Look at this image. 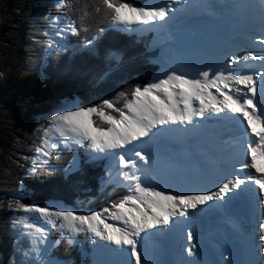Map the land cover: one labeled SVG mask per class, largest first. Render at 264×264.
<instances>
[{"label": "snow or ice", "instance_id": "snow-or-ice-1", "mask_svg": "<svg viewBox=\"0 0 264 264\" xmlns=\"http://www.w3.org/2000/svg\"><path fill=\"white\" fill-rule=\"evenodd\" d=\"M173 2L179 3L180 0H173ZM173 2L166 0L162 5L136 7L127 3L126 0H99L111 22L124 25L127 30H133V26L138 25L164 27L169 13L173 11ZM243 7L258 8L260 38L257 41L256 37L252 36L251 39L253 43L258 42L264 46V0H259L258 5ZM96 11L100 12L101 8L97 7ZM68 28L73 33L76 32L75 25H69ZM62 31L64 29L57 32V36H60ZM248 61H258L260 68L264 69V55L233 52L227 55L226 69H229L227 75H225V69L212 72L209 67L208 70H201L199 73L203 80L187 79L184 75L173 74L143 89L137 87L132 94L133 99L125 105L127 113L114 108L112 102L105 100L99 106L79 107L76 110H65L52 115L49 120L50 128L44 130L45 138L41 147L37 149L38 152L49 159L56 152V145L49 139V131L58 133L65 146L68 141H71L81 147L90 148L93 152L111 151L114 157L118 158L117 176L122 178V180L118 179V182H127L125 186L132 194L113 203L112 210L104 208L102 212L90 214H77L71 210L52 212L47 208L28 207L22 204L18 207L26 213H38L49 222H52L51 217H56L61 221L59 224L61 230L66 229L73 234L83 231L116 248L126 247L130 250V255L135 258V264H147L139 250L142 233L150 232L157 227H166L172 217H185L189 209L195 210L198 205L214 200H224L230 192L240 189L248 182L259 185L264 192V174H256L261 172V169L256 166V157L264 158V71H242L234 67L242 65L243 68L251 69L253 66L249 65ZM210 72L214 78L210 79ZM240 86L246 89L243 95H241ZM211 88H215L223 99L218 100L213 96L208 91ZM258 94L261 100L254 103ZM197 102L199 107L195 106ZM107 109L118 111L119 118L109 114ZM206 112L217 115L226 112L233 115L239 114L247 121L244 135L256 139H249L246 146V158L239 171L255 169V172H251L247 177L234 174L232 179H226L217 190L207 194H172L144 184L142 176L146 169L140 167L136 159H129L123 153H115L117 149H128L146 165L149 163V157L137 150V142L150 138V135H158L159 133L154 130H163L166 125L192 124L194 116L204 117ZM93 115L99 116L109 127L106 129L95 127ZM258 126L259 131H257ZM247 129L251 130L250 133ZM129 146L132 147L129 148ZM44 164H47V160ZM233 171L237 170L234 168ZM109 175L111 176L112 173L110 172ZM105 213L108 219L120 221L124 227L106 223ZM19 223L25 228L34 227L25 219H21ZM52 223L53 227H57L54 222ZM260 227L264 229V223ZM36 232L39 233L40 238L34 239L32 251L37 259H41L42 254L43 257L48 255L47 248L39 247L46 242V234L38 228ZM187 238L189 241L193 240V233L189 232ZM260 239L264 240V236ZM71 240L72 238L69 237V242ZM189 254L191 255V249ZM42 264H55V262L42 260Z\"/></svg>", "mask_w": 264, "mask_h": 264}, {"label": "trees", "instance_id": "trees-1", "mask_svg": "<svg viewBox=\"0 0 264 264\" xmlns=\"http://www.w3.org/2000/svg\"><path fill=\"white\" fill-rule=\"evenodd\" d=\"M147 1L126 0L136 7ZM47 9L58 23L75 25L76 32L66 36L61 52L51 45L40 71L0 73V103L20 104L29 111H60L74 103L87 108L108 100L114 108L126 112L125 105L133 99L135 89L145 88L158 72V51L149 47L153 34L138 36L113 29L99 0H62L57 7ZM1 29L5 34L11 30L6 24ZM84 39L93 45L82 46ZM74 45L79 50L72 48ZM107 112L119 118L118 111ZM10 116L8 113L0 119V264H34L30 255L31 235L19 223L29 213L18 205L46 208L58 203L65 208H77L80 202L91 200L90 208L99 210L123 199L127 190L123 186L100 185L105 176V159L91 160L79 154L78 171L65 177L64 170L74 158L71 151L53 156L48 164L33 171L22 170L21 136L27 123ZM94 124L109 127L99 120ZM50 239L58 241L50 251L53 259L89 264L88 259L82 260L78 247L69 246L56 232H52ZM25 253L30 257L29 263L24 261V256H28Z\"/></svg>", "mask_w": 264, "mask_h": 264}, {"label": "bare ground", "instance_id": "bare-ground-1", "mask_svg": "<svg viewBox=\"0 0 264 264\" xmlns=\"http://www.w3.org/2000/svg\"><path fill=\"white\" fill-rule=\"evenodd\" d=\"M190 1L180 0L179 3H175L173 0H168V2H173V11L169 13V18L166 21L173 24L182 21L194 23L195 30L200 36V42L196 43L193 49L190 52H185L184 55L195 67L186 70L184 67L189 64L188 62H178L173 64L174 66L165 67L162 77L155 79V83L161 79H167L173 74L184 75L187 79L203 80L199 73L201 70H208L209 67L212 72L217 69H225V75H227L229 69H226V64L222 60H227L228 54L241 52L242 47L240 46L242 40L247 37V32H250L251 36L259 34L258 8L243 7L250 4L258 5L259 0H252V2H250L251 0H199L202 2L198 9H193ZM207 1H210V6H207ZM165 2L166 0H153L150 5H162ZM213 8L218 11L216 14H214ZM250 24L253 27H250ZM253 53L264 55L262 50ZM248 64L253 67L251 69L243 68L242 65L234 67L242 71H264L260 68L258 61H248ZM212 72H210V79L214 78ZM240 87L241 95H243L246 89H243V86ZM208 91L218 100L223 99L215 88ZM233 94L235 95V93ZM195 106L199 107L198 102ZM220 115L221 113L217 115L206 112L204 117L194 116L192 124L166 125L163 130H154L159 133L158 135H150V138L137 142V150L149 157V163L142 164L144 168L152 166L151 161H153L171 169H175L179 165L181 170L185 166L190 170L199 168L202 171V176L199 178L193 176L191 171L188 174L180 172L181 174L169 181L167 186L156 190H164L172 194L203 195L217 190L220 184L226 179H232L234 174L247 177L251 172H255V169L239 171L246 158L243 144L246 148L249 139H256L244 135L247 121L239 114L233 115L226 112L222 113V117ZM215 121L216 124L210 126ZM247 131L250 133L251 130L247 129ZM257 131H259V126ZM221 133H224L225 136L218 139L217 136ZM224 139H226L225 142H223ZM218 143L221 144V147L216 149L215 145ZM131 147L129 146V148ZM225 148L227 149L223 151ZM115 153H123L127 158L135 157L134 153L128 149H117ZM167 153L169 155L164 156ZM104 155L109 159L106 171L108 174L111 172L112 175L109 177L113 178L118 172V158H115L111 151L104 152ZM219 165L222 169L217 168ZM256 166L261 169V172L256 174H264V159L260 156L256 157ZM215 167L217 168L216 172L211 173L210 170ZM234 168L237 170L236 172L233 171ZM246 184V186L249 185L248 188L241 186L240 189L233 190L234 193L230 192L224 197V200L220 201L223 211L218 215L206 216L209 215L206 212L208 210L206 206L212 202L209 201L204 205H198L195 210L189 209L188 215L185 217H172L166 227H157L150 232L142 233L139 246L142 259H146L147 264H193L198 260L194 256L198 257L199 253L202 256V251L206 248H211L217 255L221 251L228 254L233 248H237L242 254V264H260L256 263V255L259 252L264 254V240L260 239L261 236H264V229L258 236V242L254 237L248 235L252 234L251 227L256 224L255 220H259L260 224L264 223V203H262L264 192L260 189L258 200L256 191L260 188L259 185L251 182ZM241 194H244L243 198H240ZM218 202L211 209L216 210V207H219ZM257 204L261 211L255 212ZM235 214L238 215L236 220L234 219ZM205 217L208 219L203 227L200 221L205 220ZM116 222L117 227H124L122 222ZM174 230L175 233H173ZM189 232H192L194 236L191 241L187 238ZM212 234L217 236V239L214 238V243L209 238ZM193 245L195 247H192ZM110 246L109 255L107 253L99 255L96 263L135 264V258L130 255L128 248L120 249L114 245ZM93 247L94 253H99L97 245L94 244ZM156 249L160 251V255L157 254ZM189 249H191V255ZM115 250L117 251L115 252Z\"/></svg>", "mask_w": 264, "mask_h": 264}, {"label": "rangeland", "instance_id": "rangeland-1", "mask_svg": "<svg viewBox=\"0 0 264 264\" xmlns=\"http://www.w3.org/2000/svg\"><path fill=\"white\" fill-rule=\"evenodd\" d=\"M62 0H0V32L2 33L1 26L3 27L4 24L8 25L11 30L8 34H3V38H0V73H18L20 71L26 70H34V71H40L42 61L44 60V57L47 55V53L50 52L51 47H49V42H51V45L56 47V51L61 52L66 44V36L72 31L68 28L69 24H60L57 22V20L53 17H51L48 14V9L50 6L57 7ZM153 0H148L145 4H143L141 7L149 6ZM191 6L193 9H198V6L202 1L199 0H191ZM252 2V0L250 1ZM257 4V2H255ZM210 1H207V6H210ZM252 5V4H250ZM241 10V9H240ZM214 14H216V9L213 8ZM221 13V12H219ZM221 15V14H219ZM252 23V22H251ZM253 24V23H252ZM250 27H253L250 24ZM61 29H64L60 33V36H57V32H60ZM113 29L125 32L127 34H135L138 36L150 34L152 36L149 40V47L151 50H157L158 56H157V64L159 66L158 72L155 76H153L147 83L146 87L149 85L155 83V79L162 77V71L165 67L168 66H174L178 62H188L189 64L186 65L184 68L186 70H191L192 67H195L184 55L185 52H190L191 49H193L194 45L196 43L198 44L200 36L198 35L197 31L195 30L194 23L192 22H179L177 24L165 22L164 27H152V26H146V25H138L133 26V30H127L124 25H118L113 24ZM247 37L242 40V44L240 47L241 52H259L260 50L264 51L263 46H261L258 42L253 43L251 37L255 36L257 41L260 38V34H252L250 35V32H247ZM5 36H8L7 38ZM92 42H89V39L83 40L82 46L89 47L92 46ZM247 47V48H246ZM72 48H76L79 50V48L74 45ZM254 48V49H253ZM243 49V50H242ZM94 50L91 49V52ZM114 57H118L115 54H112ZM224 64H226V59L222 60ZM174 64V65H173ZM79 108L78 104L74 103L60 111H44L42 109H37L35 111H29L28 109L22 107L20 104L15 103H0V119H2L3 115H9L11 114L12 119H19L26 121L27 127L25 129H22V136H21V142H22V152L21 155L22 162V170H28L33 171L35 168L44 166V161L47 160V164L49 163V158L44 157L40 152L37 151L42 145V141L45 138L44 130L49 129V120L52 115L58 114L61 111L65 110H76ZM110 110V109H107ZM127 113V109L126 112ZM2 115V116H1ZM211 116H214L212 114H209ZM222 117V113L220 115ZM92 120L100 121L104 123V121L96 115H93ZM216 124V121L213 124H210V126ZM222 125V124H221ZM95 127H97L94 124ZM220 126V125H218ZM49 139L51 143L56 145V152L53 153V156H59L61 153H66L68 151H71L74 154V158L69 163V168L64 170L65 177L68 175H71L74 171H78V167L80 164V156L88 157L91 160L96 159H105V165L103 166V172H105L104 178L101 180L100 185L102 186H113L114 188L118 187H125L127 190V195H131L129 188L125 186L127 182L120 183L119 180H122V178H118V176H114L113 178L109 177L108 171H106L108 157L104 155V153H98L93 152L90 148L87 147H81L79 144H76L74 142L68 141L67 146H65V143L62 142V138L59 136L58 133L55 131H49ZM225 134L221 133L218 137V139H221L224 137ZM241 138L239 137V140ZM226 139L223 140L225 142ZM222 142V143H223ZM88 143L87 141L85 142ZM240 143V142H238ZM241 144V143H240ZM225 145V144H224ZM221 147V144L218 143L215 145V148ZM227 148H225L223 151H225ZM243 150L246 151V148L243 144ZM107 152V151H106ZM170 152V150H168ZM169 153L165 154L164 156H168ZM129 159H136L137 163L140 167H142L143 161H140L138 157L130 158ZM264 159V158H263ZM152 162V166L146 169L144 175L142 176V179L144 181V184L158 188H163L169 184V181H171L175 176H179L182 173H191L196 178H199L202 176V171L199 168L188 169V167H183L181 170V167L177 165L175 169L168 168L167 166H164L160 163H154ZM219 165L217 168L222 169ZM217 168L211 169L210 172H216ZM191 171V172H190ZM196 173V174H195ZM190 180V179H189ZM242 185V186H246ZM249 186V185H248ZM248 186H246L248 188ZM254 188V187H253ZM235 192V191H234ZM233 192V193H234ZM241 193V190H240ZM259 193L260 188L257 189L256 195L259 200ZM232 194V193H231ZM255 195V196H256ZM92 201L84 203L80 202L77 208L72 207H63L61 204L58 203H51L46 208L49 209L52 212L55 211H74L77 214H90L92 212H102L104 208H101L99 210H93L90 208V203ZM218 201H212L209 205H207V214L206 216H213L218 215L220 212L223 211L221 207V202L219 201V207H216L217 209H211L214 204H216ZM216 206V205H214ZM135 207V206H134ZM110 210L111 207H106ZM219 209V210H218ZM114 211V210H113ZM261 211L259 205L257 204V207L255 208V212ZM211 212V213H210ZM211 216V217H212ZM105 222L109 224H114L116 226L117 222L116 220L108 219L107 213H105ZM208 218L205 217V220L200 221L201 226L205 227L206 220ZM234 219H238V215H234ZM25 220L29 224H32L34 227L28 228V233L31 235L32 238V248L34 246V239L40 238L39 233L36 232V229L42 230L46 234V242L42 245H39L40 248H47L48 249V255L47 257H43V254L41 256V259H37L35 256V253L31 249V257H33L34 264H42V260H50L54 261L55 264H69L67 262H63L60 260H55L50 256V251L53 247H55L58 244L57 240H51L50 235H52V232H56L59 237L62 239H65L69 246H75L76 248H79V252L81 255L82 260L88 259L89 264H98L96 263V259L100 257L99 255L102 254H108V250L111 249L110 244H107L104 241H100L99 239L93 238L90 234L86 232H79L73 234L72 232L67 231L66 229L61 230L59 228V224L61 223L60 220H58L56 217H51V221L54 222L57 227H53V223L49 222L47 218L39 216L38 213H29L25 215ZM183 220V219H182ZM255 225L251 227L252 234L248 235L250 237H254L256 239V242H258V236L261 234L262 229L260 227V221L255 220ZM52 231V232H51ZM63 231V234H62ZM235 230H233L234 232ZM236 232V231H235ZM175 233V230L174 232ZM202 233V230H201ZM222 233V232H220ZM69 237L72 238L71 242H69ZM211 242H215L214 238L217 239V236L212 234L209 236ZM95 239V243H93V240ZM179 241V239H178ZM97 245V251L99 253H94L93 246ZM113 246V245H112ZM115 247V246H114ZM234 247V246H233ZM232 247V248H233ZM216 248L220 251L218 246ZM235 249V248H233ZM237 249V248H236ZM117 250H115L116 252ZM156 252L158 255H160V251L156 249ZM194 256V258L198 259L193 264H229L230 259V251L229 253L225 254L221 251L219 255L215 254L214 251L211 248H206L202 251V256ZM25 263L30 262L29 255L26 257L24 256ZM181 263V262H180ZM256 263L264 264V254L263 253H257L256 255ZM242 264V263H241Z\"/></svg>", "mask_w": 264, "mask_h": 264}, {"label": "water", "instance_id": "water-1", "mask_svg": "<svg viewBox=\"0 0 264 264\" xmlns=\"http://www.w3.org/2000/svg\"><path fill=\"white\" fill-rule=\"evenodd\" d=\"M241 254L237 249H233L230 254L229 264H241Z\"/></svg>", "mask_w": 264, "mask_h": 264}]
</instances>
